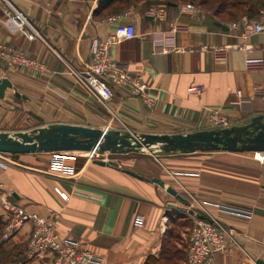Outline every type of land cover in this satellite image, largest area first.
<instances>
[{
    "label": "crops",
    "instance_id": "crops-1",
    "mask_svg": "<svg viewBox=\"0 0 264 264\" xmlns=\"http://www.w3.org/2000/svg\"><path fill=\"white\" fill-rule=\"evenodd\" d=\"M13 1L41 38L29 40L24 33L11 32L3 24L0 4V43L37 59L44 70L14 71L0 61V81L12 84L0 99V111L3 106L11 108L12 96L26 120L41 121L35 128L68 124L138 135L191 134L215 129L209 119L213 109H221L228 127L264 115V33L242 38L240 30L230 27L236 21L221 19L203 7L192 3L194 13H181L187 2L118 0L100 10V0ZM150 7L164 8V17L149 18ZM263 11L254 20L263 19ZM121 24L133 26L136 36L114 45L111 57L148 85L157 101L154 109L122 88L114 89L105 106L82 90L69 71L83 69L91 61L93 42L109 37ZM174 26L185 30L172 34ZM224 47L230 48L228 55L218 60L215 50ZM249 60L262 61L263 68L248 69ZM193 86L204 87L201 96H188ZM256 88L263 94L257 95ZM90 156L13 155L7 169L0 167V181L20 206L53 219L61 238L82 243L100 264H146L165 248L171 250L173 228L183 222L193 227L192 209H204L234 235L236 244L220 254L216 264H264V154L177 153L164 155L160 169L146 172L121 164L99 166ZM60 159L70 173L54 168ZM154 178L187 202L192 204L194 197L197 203L193 207L181 202L153 183ZM57 187L67 200L55 192ZM138 215L144 217L142 227L136 224ZM30 231L27 225L10 241L0 237V263H52L50 254L27 258ZM172 256L177 260L176 253ZM186 258L187 251L181 263L186 264Z\"/></svg>",
    "mask_w": 264,
    "mask_h": 264
},
{
    "label": "built area",
    "instance_id": "built-area-1",
    "mask_svg": "<svg viewBox=\"0 0 264 264\" xmlns=\"http://www.w3.org/2000/svg\"><path fill=\"white\" fill-rule=\"evenodd\" d=\"M4 14L3 24L13 33H24L29 40L41 38L39 31L28 19L27 15L19 10L13 0H0ZM195 6L186 3L180 7L181 13H194ZM165 9L161 7H150L146 15L154 21L164 17ZM263 19L252 20L248 17L230 25L232 29L240 30L242 38H249L255 34L264 33V11ZM185 29L174 26L172 34L182 32ZM136 36L135 28L131 25H118L112 35L103 39L95 40L92 44L91 61L81 70L69 68L70 73L75 77L79 87L86 93L94 97L103 105H107L114 97V89L122 88L131 96L140 99L148 109H154L157 101L150 92L148 85L138 77L134 76L128 66L115 61L110 54L114 45L123 41L133 39ZM229 47L215 50V57L218 60L225 59L228 55ZM0 61L6 69L14 71L42 72L44 65L37 59L28 57L23 51H17L0 43ZM248 69H261L263 62L260 60L247 61ZM204 92V87L193 86L187 90L191 98H197ZM239 96L242 91H235ZM257 95H262L263 91L256 88ZM210 122L215 129L227 128L228 119L221 109L210 111ZM5 153H0V167L7 169L11 161L1 157ZM264 161V159H263ZM54 168L70 173L64 166L63 159L54 163ZM55 192L62 199L67 200L68 195L55 188ZM194 207L197 203L191 197ZM193 210V209H192ZM190 214L193 219V227L188 239V249L186 264H216L217 257L226 252L230 245H235V238L232 231L220 220L213 218L204 209L193 210ZM198 214L206 218L198 217ZM136 224L140 227L144 224V217L138 215ZM0 225H2L1 240L10 241L20 234L24 228L31 227L26 255L29 260L36 259L44 254L52 255L51 264H100L98 257L82 243L70 239H63L59 236L55 221L51 218L41 216L36 211L24 206H20L11 193L7 192L0 181Z\"/></svg>",
    "mask_w": 264,
    "mask_h": 264
},
{
    "label": "water",
    "instance_id": "water-1",
    "mask_svg": "<svg viewBox=\"0 0 264 264\" xmlns=\"http://www.w3.org/2000/svg\"><path fill=\"white\" fill-rule=\"evenodd\" d=\"M218 27L225 28L216 23ZM12 88L8 79L0 81V99L5 97V90ZM18 98L25 96L16 94ZM148 150L166 155L193 154L198 152L224 151L231 153L264 154V115L254 117L245 125L200 131L191 134H132L126 131L103 130L80 125L51 124L30 132H0V153L24 155L33 153L75 152L97 155H125ZM99 166L118 168L114 162L94 160ZM135 177L133 172L126 171ZM151 181L167 193L177 197L190 206L186 199L173 188L166 187L158 178ZM15 196V195H14ZM191 214L195 211L191 210ZM198 217H206L198 214Z\"/></svg>",
    "mask_w": 264,
    "mask_h": 264
},
{
    "label": "rangeland",
    "instance_id": "rangeland-1",
    "mask_svg": "<svg viewBox=\"0 0 264 264\" xmlns=\"http://www.w3.org/2000/svg\"><path fill=\"white\" fill-rule=\"evenodd\" d=\"M189 3V2H187ZM11 103L9 104L10 107L3 106L1 107L0 111V132H8L11 133L12 131H18V130H27L25 132L33 131L37 126H39L41 121L39 120H26L24 117V113L21 111L20 108L17 106H14L16 104V101H14V98L11 96ZM13 112L10 114V112ZM35 128V129H33ZM14 133H20V132H12ZM166 154H162L159 151L156 152H149L148 150H144L140 153H130L125 155H97V154H91L90 159L93 160H105L107 162H114L118 165H122L125 169H132V170H138L146 172L148 169L156 171L157 169H160L159 162H161V159ZM257 156H260L257 155ZM1 157L10 160L11 156L10 154H3ZM89 158V157H88ZM11 161V160H10ZM144 165V167L142 166ZM182 223V222H181ZM186 222H183L184 224ZM189 223V222H188ZM178 224L176 227L173 228V237L171 241V250L170 254H176V257L179 253L183 254V256H186V251L188 249V238L190 234V228H192V225L186 224V226ZM189 227V228H188ZM1 237V235H0ZM2 264V263H0Z\"/></svg>",
    "mask_w": 264,
    "mask_h": 264
},
{
    "label": "trees",
    "instance_id": "trees-1",
    "mask_svg": "<svg viewBox=\"0 0 264 264\" xmlns=\"http://www.w3.org/2000/svg\"><path fill=\"white\" fill-rule=\"evenodd\" d=\"M118 0H100L99 9L105 10L112 7ZM170 4L178 2H189L206 10L214 12V14L225 20L239 21L242 17L247 16L249 19H257L261 10L264 9V0H167ZM2 230V225H0ZM1 235V233H0ZM6 242V241H4ZM177 254V253H176ZM182 256V257H181ZM177 256V260L170 254V249L165 248L159 257H150L146 264H183L180 260H184L183 254ZM5 264L4 262H1ZM11 264H17L16 262Z\"/></svg>",
    "mask_w": 264,
    "mask_h": 264
},
{
    "label": "bare ground",
    "instance_id": "bare-ground-1",
    "mask_svg": "<svg viewBox=\"0 0 264 264\" xmlns=\"http://www.w3.org/2000/svg\"><path fill=\"white\" fill-rule=\"evenodd\" d=\"M264 159V158H263Z\"/></svg>",
    "mask_w": 264,
    "mask_h": 264
}]
</instances>
